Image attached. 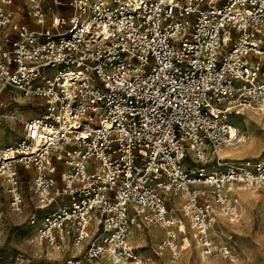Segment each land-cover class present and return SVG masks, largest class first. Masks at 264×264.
<instances>
[{"label":"built area","instance_id":"1","mask_svg":"<svg viewBox=\"0 0 264 264\" xmlns=\"http://www.w3.org/2000/svg\"><path fill=\"white\" fill-rule=\"evenodd\" d=\"M263 56L264 0H0V96L39 111L0 149V197L25 213L29 180L27 222L69 264H142L134 227L163 229L172 261L189 236L232 255L214 216L264 192V160L221 151L245 140L233 115L264 114Z\"/></svg>","mask_w":264,"mask_h":264},{"label":"rangeland","instance_id":"2","mask_svg":"<svg viewBox=\"0 0 264 264\" xmlns=\"http://www.w3.org/2000/svg\"><path fill=\"white\" fill-rule=\"evenodd\" d=\"M262 61L264 63V56ZM15 94L16 100L13 101L10 100L9 94L3 93L0 96V100L4 101V104L0 105V149L20 138L26 120L39 112L35 100L24 97L21 93ZM11 111L14 117L4 129L2 126L6 124L5 116ZM232 123L246 135L247 141L230 146L244 149L246 152L234 156L225 154L223 150V155L234 161L264 160V114L246 110L233 115ZM23 174L27 179L32 176V171L24 170ZM238 189L249 196V204L246 208H242L240 192H238L240 190H237L238 216L231 218L224 212H222L224 215L218 212L212 229V236L217 243L231 245L232 255L208 256L189 236L188 248L177 261H172L169 251L159 253L157 250V243L165 234L163 229L150 227L144 230L134 227L131 240L142 264H264V192ZM23 191L27 200L26 212L23 214H16L11 210L4 189L0 197V210L6 217L0 229V264H69L72 254L77 251H61L38 240L34 227L27 222V216L34 205L29 180L24 181ZM151 230L156 237L151 235ZM110 261V257L102 256L96 259L83 258L80 264H111Z\"/></svg>","mask_w":264,"mask_h":264},{"label":"bare ground","instance_id":"3","mask_svg":"<svg viewBox=\"0 0 264 264\" xmlns=\"http://www.w3.org/2000/svg\"><path fill=\"white\" fill-rule=\"evenodd\" d=\"M248 110H250V109H248ZM246 111V110H245ZM231 126H232V130L233 131H238V132H240L239 130H238V128L232 123V121H231ZM240 134L241 135H243L244 137H245V140L243 141V142H241V143H244V142H246L247 141V137H246V135L245 134H242L241 132H240ZM238 144V142H234V143H232V144H230L231 146L232 145H237ZM230 145H228L229 147H227L226 146V148L224 147L223 149H222V151H221V154L223 155V150H224V153L225 154H230V155H234V156H238V155H241L242 153H244V152H246L244 149H238V148H235V147H231ZM225 156H227V155H225ZM238 190H240V189H238ZM238 192H240V204L242 205V208L244 209V208H246L247 207V205L249 204V200H248V195L247 194H244V193H242L241 192V190L240 191H238ZM242 201V202H241ZM218 212H221V211H219V210H217V212H216V214L217 215H215L214 216V219H216V216H218ZM222 213V212H221ZM223 214V213H222ZM224 215V214H223ZM231 222H232V220H231ZM150 233H151V235L153 236V237H156V236H154L155 234H153V232H152V230L150 231ZM158 236V235H157ZM111 259V261H110V263L111 264H119V263H117V262H115L114 260H112V258H110ZM121 263V262H120ZM122 264H126L125 262H122Z\"/></svg>","mask_w":264,"mask_h":264},{"label":"crops","instance_id":"4","mask_svg":"<svg viewBox=\"0 0 264 264\" xmlns=\"http://www.w3.org/2000/svg\"><path fill=\"white\" fill-rule=\"evenodd\" d=\"M22 170V172L24 171L23 169H21Z\"/></svg>","mask_w":264,"mask_h":264},{"label":"snow or ice","instance_id":"5","mask_svg":"<svg viewBox=\"0 0 264 264\" xmlns=\"http://www.w3.org/2000/svg\"><path fill=\"white\" fill-rule=\"evenodd\" d=\"M233 134H235V133H233Z\"/></svg>","mask_w":264,"mask_h":264}]
</instances>
